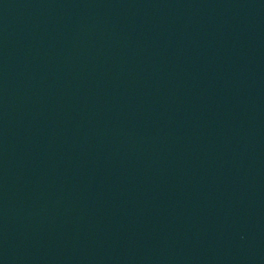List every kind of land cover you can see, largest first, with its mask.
Here are the masks:
<instances>
[{
	"label": "water",
	"instance_id": "95a60500",
	"mask_svg": "<svg viewBox=\"0 0 264 264\" xmlns=\"http://www.w3.org/2000/svg\"><path fill=\"white\" fill-rule=\"evenodd\" d=\"M0 264H264V0H0Z\"/></svg>",
	"mask_w": 264,
	"mask_h": 264
}]
</instances>
